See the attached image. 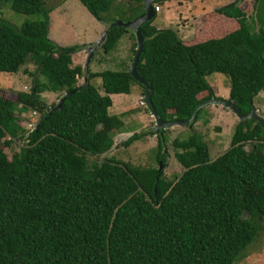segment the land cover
<instances>
[{
    "label": "trees",
    "instance_id": "obj_1",
    "mask_svg": "<svg viewBox=\"0 0 264 264\" xmlns=\"http://www.w3.org/2000/svg\"><path fill=\"white\" fill-rule=\"evenodd\" d=\"M80 1L101 22L105 13L113 16L100 45L104 53L128 31L110 23L143 13L142 0ZM239 1L216 10L237 19L236 29L191 45L173 28L155 27L156 13L142 24L137 73L151 84L150 99L163 120L190 119L213 95L206 77L215 72L229 77L234 105L251 111L264 90V0H253L256 35ZM5 4L37 19L19 28L0 19V71L16 73L32 59L50 91L68 95L59 97L60 106L48 105L36 79L31 91L17 93L15 103L0 96V264H232L264 218L261 124L239 119L229 148L214 159L198 134L175 138L174 156L184 170L173 179L160 167L116 158L99 162L124 126L122 115L109 111L110 95L130 94L132 82L145 93L144 85L128 70L90 73L73 65L72 55L85 45L62 46L49 38L53 8L45 0H0V14ZM136 47L135 42L133 52ZM81 76L85 81L79 84ZM94 76L101 78L104 94L91 84ZM203 91L207 95L198 98ZM16 105L22 114H39L32 129L19 123ZM164 132L157 134L161 165ZM144 135L134 133L123 144ZM16 140L24 145L8 158L1 145L10 148ZM249 142L253 147L246 150Z\"/></svg>",
    "mask_w": 264,
    "mask_h": 264
},
{
    "label": "rangeland",
    "instance_id": "obj_2",
    "mask_svg": "<svg viewBox=\"0 0 264 264\" xmlns=\"http://www.w3.org/2000/svg\"><path fill=\"white\" fill-rule=\"evenodd\" d=\"M127 2L128 0H123ZM236 0H165L158 3L161 7L156 12L153 25L157 28H173L183 44L191 45L204 41L210 37H220L231 32L238 27L237 19L223 16L216 10L221 5L234 3ZM47 7L53 8L50 12L48 36L62 46L85 45V54H88V47L96 42V34L99 35L98 27L101 22L97 21L79 0H45ZM240 8L246 13V24L253 35L258 31V23L255 19L253 0H240ZM106 20L103 22L107 29V24L113 18L111 12L104 14ZM118 18V17H116ZM0 19L6 20L10 24L20 27L25 21L37 19L32 15H24L12 11L8 5L1 7ZM227 30V32H226ZM134 30L128 28L119 39L116 47L109 53H104L100 46L95 48L90 63H86L85 58L80 56L75 60L84 70L90 73H99L105 70L124 71L129 70L134 55L133 47L136 42L133 37ZM93 42V43H91ZM118 49L119 55H114L113 65L108 64V59L113 52ZM136 50V49H135ZM212 87L213 95L209 98L229 99L230 80L224 73L215 72L206 77ZM41 81V95L48 105L58 103L59 97L63 95V90L50 91L49 85L41 79L37 71V65L28 59L27 62L16 73L0 71V96L13 103L16 102L19 91H31L35 80ZM80 80V81H79ZM82 76L78 78L81 83ZM98 89L102 88L101 78L93 77L90 80ZM122 94V93H120ZM113 95L111 114H120L123 119V128L114 135V144L109 151L97 157L101 162L105 158H116L132 165L144 167H160L157 162V134L155 132V119L142 104L144 92L141 86L132 82L131 93L127 95ZM206 91L198 94V98H204ZM207 98V99H209ZM257 105V113L264 118V90L254 98ZM19 105L15 106L14 113L19 118V123L32 129L30 125H35L39 120V114L32 111L20 113ZM238 116L220 102L209 103L203 107L199 120L193 124L171 125L164 128L165 140L162 143L165 162L161 169L167 178H177L184 168L181 166L174 154L176 149L172 146L175 138L185 139L191 134H198L207 144L211 159L222 154L230 146L231 138L235 127L239 122ZM144 133L140 139L133 141L128 146L123 144L132 134ZM24 145L23 140H16L10 148L1 145L8 158L17 152ZM253 143H246L245 149L250 150ZM88 160H93V156H88ZM258 232L249 245L236 256L232 264H264V218L258 220Z\"/></svg>",
    "mask_w": 264,
    "mask_h": 264
},
{
    "label": "water",
    "instance_id": "obj_3",
    "mask_svg": "<svg viewBox=\"0 0 264 264\" xmlns=\"http://www.w3.org/2000/svg\"><path fill=\"white\" fill-rule=\"evenodd\" d=\"M156 0H142L143 3V13L140 14L139 16H137L136 18L132 19V20H128V21H122V20H117V21H113L110 23V26H123L125 28H132L134 30V34H135V38H136V43H137V47L136 50L134 52L132 61H131V65L129 68V74L139 83H141L142 85H144L145 88V93L143 96V102L146 105V108L149 110L150 114L154 117L156 125H155V133H158L161 129H164L165 127H169L171 125H185V124H191L195 118L196 115L198 113V110L200 108H203L204 106L208 105L209 103H213V102H220L222 103L224 106L228 107L230 110H232L239 119H249V118H253L256 121H258L262 128L264 129V118L261 117L258 113L256 108L253 106L251 111L247 114L242 113L241 110L239 108H237L234 103L232 102V100L229 99H215V98H209L204 100L203 102H201L196 109L194 110L192 116L190 119L188 120H172V121H165L163 120L160 115L158 114V112L155 110L151 99H150V94H151V84L148 83L146 80H144L142 77H140L137 73V64L139 62L140 59V55L143 51V46H144V35L142 32V24L152 20V18L155 15V11H154V4H155ZM108 30L106 29L103 33L102 36L99 40H97L93 46H89L87 51H88V55H87V60L86 63L88 64L90 62V58L93 54V51L96 47H98L99 45H101L103 43V41L105 40V37L107 35ZM68 94H64L62 97L64 98L65 96H67ZM63 98H60L58 101V106H60ZM160 168H161V163H160Z\"/></svg>",
    "mask_w": 264,
    "mask_h": 264
},
{
    "label": "crops",
    "instance_id": "obj_4",
    "mask_svg": "<svg viewBox=\"0 0 264 264\" xmlns=\"http://www.w3.org/2000/svg\"><path fill=\"white\" fill-rule=\"evenodd\" d=\"M80 1V0H79ZM81 2V1H80ZM165 2V1H164ZM162 5V4H161ZM223 6H225V5H221V6H219V7H223ZM85 7V6H84ZM219 7H217V8H219ZM86 8V7H85ZM87 9V8H86ZM160 9H161V7H160ZM160 9L158 10V11H160ZM88 11V10H87ZM95 18V17H94ZM96 19V18H95ZM97 20V19H96ZM97 21H99V20H97ZM99 22H101V21H99ZM153 23H154V21H153ZM152 23V24H153ZM106 30V26H105V24L103 23V22H101L100 24H99V27H98V31H96V32H99V35H97L96 34V41L97 40H99L100 38H101V36H102V33L104 32ZM54 41V40H53ZM55 42V41H54ZM91 43H93V42H91ZM58 44V43H57ZM100 46V45H99ZM101 47V46H100ZM94 51H95V49H94ZM94 51H93V54H94ZM85 52V49H81V50H79V51H77L76 53H74L73 55H72V63H73V65H80L81 67H82V69L84 70V66H83V64L81 65V63H79V61L77 62L76 60H75V58L76 57H78V56H80V59L81 58H85V60H87V55L88 54H85L84 53ZM93 54H92V56H93ZM114 55H116V56H118L119 55V53H118V49L115 51V52H113V54H111L110 55V57H109V59H108V64H110V65H113L115 62H113V60H112V58H113V56ZM92 56H91V58H92ZM91 58H90V60H91ZM86 62V61H85ZM90 63V62H89ZM80 81V80H79ZM85 81V78H84V76H82V81H81V83H79V84H82L83 82ZM99 90V92H100V94H104L105 92H104V90L103 89H98ZM113 95H116V94H111L110 96L112 97ZM120 95H127V94H120ZM228 97H229V95H228ZM254 107H257V105L254 103ZM109 110H111V109H109ZM257 110H258V107H257ZM111 113V112H110Z\"/></svg>",
    "mask_w": 264,
    "mask_h": 264
},
{
    "label": "built area",
    "instance_id": "obj_5",
    "mask_svg": "<svg viewBox=\"0 0 264 264\" xmlns=\"http://www.w3.org/2000/svg\"><path fill=\"white\" fill-rule=\"evenodd\" d=\"M160 9V6L158 5V4H155L154 5V10L156 11V12H158V10ZM142 104H144L143 102H141ZM34 114H35V112H34ZM30 127H31V125H30Z\"/></svg>",
    "mask_w": 264,
    "mask_h": 264
},
{
    "label": "clouds",
    "instance_id": "obj_6",
    "mask_svg": "<svg viewBox=\"0 0 264 264\" xmlns=\"http://www.w3.org/2000/svg\"><path fill=\"white\" fill-rule=\"evenodd\" d=\"M156 1H157V0H156ZM155 4H158V3L155 2ZM155 4H154V5H155ZM158 5H159V4H158ZM159 6H160V5H159ZM154 11H155V10H154ZM155 13H156V11H155ZM143 103H144V102H143ZM33 113H34V112H33ZM35 114H36V113H35Z\"/></svg>",
    "mask_w": 264,
    "mask_h": 264
},
{
    "label": "flooded vegetation",
    "instance_id": "obj_7",
    "mask_svg": "<svg viewBox=\"0 0 264 264\" xmlns=\"http://www.w3.org/2000/svg\"><path fill=\"white\" fill-rule=\"evenodd\" d=\"M165 1V0H164Z\"/></svg>",
    "mask_w": 264,
    "mask_h": 264
}]
</instances>
